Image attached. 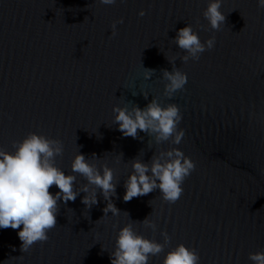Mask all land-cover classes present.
Here are the masks:
<instances>
[{
	"label": "water",
	"instance_id": "obj_1",
	"mask_svg": "<svg viewBox=\"0 0 264 264\" xmlns=\"http://www.w3.org/2000/svg\"><path fill=\"white\" fill-rule=\"evenodd\" d=\"M209 2L0 0V147L13 152L12 142L32 132L62 141L55 165L66 175L74 174L78 152L97 168L106 163L117 184L111 199L121 211L103 216L100 189L91 209L81 203L83 192L75 202L61 200L48 241L26 253L22 225L0 228V264H111L120 228L150 213L157 230L139 222L134 230L160 243L161 232L171 239L149 264H162L179 244L195 248L199 264H253L249 253L264 251V9L257 0H223L226 21L216 31L203 17ZM121 18L113 37L111 25ZM188 24L201 42L214 36L215 47L198 61L176 59L188 81L168 98L161 69L172 70L165 56L185 54L172 40ZM145 68L156 70L148 80ZM153 98L179 106L185 133L179 145H149L143 132V140L124 137L114 124V106L144 108ZM173 147L196 164L182 196L168 204L157 189L124 202L130 160L147 163ZM84 183L77 175L76 190Z\"/></svg>",
	"mask_w": 264,
	"mask_h": 264
},
{
	"label": "clouds",
	"instance_id": "obj_2",
	"mask_svg": "<svg viewBox=\"0 0 264 264\" xmlns=\"http://www.w3.org/2000/svg\"><path fill=\"white\" fill-rule=\"evenodd\" d=\"M99 2L111 6L116 0ZM222 3L223 0H210L203 11V17L216 31L226 21L225 15L220 11ZM257 7L264 9V0H257ZM145 14L144 10L138 13L140 17ZM123 22L121 18L112 23L113 37L117 34V24ZM172 41L185 54L171 60L165 56L172 64L171 71L161 69L162 78L166 81L163 95L168 98H172L178 91H184L188 81L187 74L175 66L176 59L179 58L182 63L198 61L201 54L213 49L216 43L214 36L201 42L190 24L180 28ZM155 71L145 68L144 79L148 80ZM143 96L148 99L147 93H143ZM113 112L114 124L118 125V130L124 137L143 140L139 136V132H143L151 138L149 145L153 142L156 145L165 142L179 145L185 135L183 129L179 128L182 113L179 106L173 103L164 106L153 98L144 108L136 104L131 108L114 106ZM12 148L14 151L8 152L0 147V228L15 230L23 226L18 232L22 253L28 252L37 243L48 241V233L57 226L59 202L62 200L65 205L69 201L75 202L81 192L86 194L81 203L91 209L99 203L96 189H100L107 202L103 216L109 212L115 216L120 214L121 211L111 199L116 196L117 185L113 183V169L106 163L97 168L96 163H90L84 154L78 152L71 163V172L75 175H66L55 165V158L63 155L62 141L32 132L22 141H13ZM91 157L98 159L95 154ZM122 158L121 153L119 159ZM130 163L132 171L124 183V202L159 189L160 198L168 204H174L183 194L184 181L196 168L195 162L176 147L154 153L147 163L137 158L130 160ZM77 175L87 182L79 190L75 188ZM52 186L59 189L55 195L50 192ZM90 186L94 187L90 189ZM148 203L151 206V200ZM150 215L151 213L143 221H132L120 228L114 250L110 253L111 264H149L151 258L158 257L165 251L171 239L167 232H161L163 243H160L138 234L133 228V223L139 222L155 232L157 225L148 219ZM17 258L22 260L23 255ZM248 259L253 264H264V251L249 253ZM199 261L200 256L195 248L179 244L166 252L162 264H199Z\"/></svg>",
	"mask_w": 264,
	"mask_h": 264
}]
</instances>
